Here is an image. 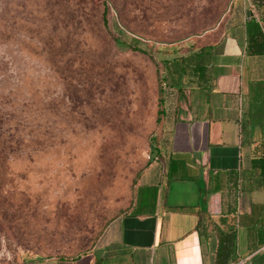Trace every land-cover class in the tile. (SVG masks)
<instances>
[{
	"label": "rangeland",
	"instance_id": "374dc122",
	"mask_svg": "<svg viewBox=\"0 0 264 264\" xmlns=\"http://www.w3.org/2000/svg\"><path fill=\"white\" fill-rule=\"evenodd\" d=\"M234 6L0 0V135L14 136H0V262L92 251L164 176L177 65L221 38Z\"/></svg>",
	"mask_w": 264,
	"mask_h": 264
},
{
	"label": "crops",
	"instance_id": "0c3cea01",
	"mask_svg": "<svg viewBox=\"0 0 264 264\" xmlns=\"http://www.w3.org/2000/svg\"><path fill=\"white\" fill-rule=\"evenodd\" d=\"M251 19L264 30V5L235 0L221 38L190 53L213 48L211 77L207 89L184 83L178 92L160 146L164 176L141 185L159 186L155 214L136 216L133 204L92 251L25 264H217L225 248L227 264H264V188L252 168L264 144V56L247 53Z\"/></svg>",
	"mask_w": 264,
	"mask_h": 264
},
{
	"label": "trees",
	"instance_id": "16d2710c",
	"mask_svg": "<svg viewBox=\"0 0 264 264\" xmlns=\"http://www.w3.org/2000/svg\"><path fill=\"white\" fill-rule=\"evenodd\" d=\"M256 5L263 6L264 0H255ZM247 33V53L251 56H264V30L261 22L258 20H249L246 24ZM119 42V41H118ZM120 43V42H119ZM132 49L136 52L145 53L140 48L133 46ZM212 47H203L193 54H189L180 59L178 63V92L182 93L184 83H189V85L197 86L201 89L208 88V82L211 77V69L209 67V62L211 60ZM160 105H164V92L161 90ZM162 112H160L161 114ZM7 142H14V136L1 133ZM253 170L259 171L261 177V187L264 188V144L257 147L255 151V157L252 161ZM178 166L176 163L171 165L167 179L168 181H173L177 179ZM159 186H144L140 187L137 191V196L133 204L135 211L133 214L136 216L142 215H154L156 211V204L158 199ZM133 207V206H132ZM229 257L228 249H221L217 256V264H227Z\"/></svg>",
	"mask_w": 264,
	"mask_h": 264
}]
</instances>
